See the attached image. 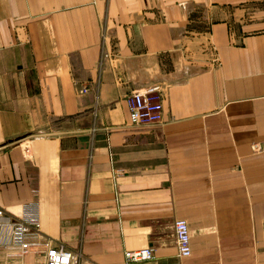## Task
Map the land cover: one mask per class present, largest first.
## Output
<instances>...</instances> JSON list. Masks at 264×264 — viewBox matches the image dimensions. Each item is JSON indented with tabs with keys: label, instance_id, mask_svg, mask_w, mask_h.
<instances>
[{
	"label": "crops",
	"instance_id": "crops-1",
	"mask_svg": "<svg viewBox=\"0 0 264 264\" xmlns=\"http://www.w3.org/2000/svg\"><path fill=\"white\" fill-rule=\"evenodd\" d=\"M31 202L82 264H264V0H0V264H44L6 248Z\"/></svg>",
	"mask_w": 264,
	"mask_h": 264
},
{
	"label": "built area",
	"instance_id": "built-area-1",
	"mask_svg": "<svg viewBox=\"0 0 264 264\" xmlns=\"http://www.w3.org/2000/svg\"><path fill=\"white\" fill-rule=\"evenodd\" d=\"M82 92H87L83 90ZM166 92L162 87L150 86L131 92L125 99L129 125L134 128L155 127L162 123ZM5 213L0 209V229L5 226ZM10 241L6 246L8 256L24 257L32 253L42 254L44 264H82L80 253L68 251L64 246H51L42 239L41 209L38 202L22 206L18 220L8 224ZM177 256L191 255L190 232L185 220L174 224ZM153 250L144 248L124 253L126 262H143L153 258Z\"/></svg>",
	"mask_w": 264,
	"mask_h": 264
}]
</instances>
